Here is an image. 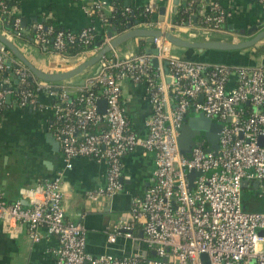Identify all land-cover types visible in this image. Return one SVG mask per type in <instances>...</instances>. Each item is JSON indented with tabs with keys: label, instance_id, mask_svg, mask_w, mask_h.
<instances>
[{
	"label": "built area",
	"instance_id": "obj_1",
	"mask_svg": "<svg viewBox=\"0 0 264 264\" xmlns=\"http://www.w3.org/2000/svg\"><path fill=\"white\" fill-rule=\"evenodd\" d=\"M194 3H199L201 25L191 19L176 25L165 13L159 21L155 8L148 5L144 10L151 19L140 20L132 28L171 31L182 26L196 32H218L231 16L218 2L211 4L214 16L203 13L202 0H187L189 7ZM105 7L108 3L98 0L87 10L90 16L96 13L101 28L107 18ZM35 28L32 42L39 46L47 38L41 23ZM94 30L92 26L82 28L79 37L88 43ZM1 32L17 39L18 34ZM113 36L105 35L96 50L80 54L77 60L93 55ZM146 43V49H156L155 54H122L112 48L98 61L97 71L84 75L81 85L36 78L8 51L0 49V72H12L18 79V105L39 106L40 96L48 98L45 108L54 117L50 128L65 166L77 157L105 163L106 183L87 191L88 199L112 196L122 189L124 155L137 149L153 153L149 185L141 195L131 198L128 217L106 231V242L122 237L142 243L144 250L121 255L86 251L84 225L65 219L64 169L24 189L23 198L29 199L26 205L20 199L8 201L0 189L1 226L13 234L25 225L35 242L56 237L55 264H251L252 259L253 264H264V211H246L242 200L246 188L264 197V60L237 64L186 59L174 53L164 37L155 36ZM62 46L59 33L52 52L60 54ZM27 79L32 84L29 87ZM126 80L145 87L150 112L141 133L131 124L123 105L122 82ZM71 90L78 92L73 98ZM11 92L0 90V107ZM102 99L104 112L99 111ZM198 113L220 124L216 148L209 150L211 143L200 132L190 152L183 155L178 129L190 115ZM190 169L201 172L193 178L191 189L187 178Z\"/></svg>",
	"mask_w": 264,
	"mask_h": 264
},
{
	"label": "crops",
	"instance_id": "obj_2",
	"mask_svg": "<svg viewBox=\"0 0 264 264\" xmlns=\"http://www.w3.org/2000/svg\"><path fill=\"white\" fill-rule=\"evenodd\" d=\"M17 1L18 7L15 11L21 16L24 24L36 18L45 17L55 19L60 25L71 31H79L88 26H92L96 30L101 28L98 18L92 19L87 13V10L98 0ZM104 1L110 3L112 0ZM121 1L124 6L128 7V12L131 8L141 9L149 5L155 8L156 17L159 14V7L164 5L165 16L172 18L173 0ZM183 1L185 0H177L178 9L183 6ZM215 1L228 9L231 16L226 19L222 30L216 32L218 37L205 38L204 40H244L248 36L240 34L238 31H231V28L235 30L247 29L252 24L258 23H263L262 28H264V3H259L258 0ZM110 10L109 6L105 7L106 17ZM128 16L134 18L132 12L128 13ZM140 20L141 17H137L134 24ZM128 28H132V26ZM2 30L0 28V32ZM171 31L174 34L186 32L190 37H180L196 39L191 36L192 33H196V29L193 27L175 26ZM197 33L199 34V31ZM227 35L231 37L228 38ZM140 40L139 38L129 39L116 49L122 54L136 53ZM13 41L26 58L42 70L62 71L75 66L77 58H67L52 51H45L32 40L20 41L16 39ZM2 48L0 44V49ZM186 52L190 53L191 58L197 60L249 64L239 61L238 58L237 61H233L224 52L215 50L199 53L197 50L188 51L181 48L180 51L174 53L183 56ZM90 55L88 53L87 57ZM245 55L248 54L245 53ZM95 69L96 66H92L86 74L95 72ZM8 73L0 72L1 86L14 91L17 89L18 79L12 72ZM84 75L79 74L68 81L77 84ZM8 95L7 99L6 96L4 98L0 112V189L4 193V197L8 201L20 199L26 205L29 199L23 198L24 189L52 178L58 170L64 169L62 203L65 219L71 222L78 221L84 225L86 251L92 254L111 253L116 255L131 251H143L142 243L122 237H118L114 243L106 242V231L113 224L128 217L131 198L141 195L149 185L154 169L153 153L137 149L124 155L120 176L122 189L112 196H102L97 200H90L86 197V192L102 187L106 183L105 163L91 158L77 157L70 162L69 166H65L60 145L50 128L54 117L45 108L49 103L48 98L40 96L39 106L30 104L20 106L15 101L12 92ZM122 100L131 124L141 133L143 120L150 112L144 85L123 81ZM56 246L57 239L54 236H47L35 242L30 237L25 225L17 232L10 234L0 224V264H55L53 251Z\"/></svg>",
	"mask_w": 264,
	"mask_h": 264
},
{
	"label": "water",
	"instance_id": "obj_3",
	"mask_svg": "<svg viewBox=\"0 0 264 264\" xmlns=\"http://www.w3.org/2000/svg\"><path fill=\"white\" fill-rule=\"evenodd\" d=\"M185 1H183V5H185ZM165 6L159 7L158 17L157 19L161 21L163 19L165 13ZM178 11V2L177 0H173V7L171 9L172 17ZM195 19V18H194ZM193 19V20H194ZM24 25V23H22ZM262 24H252L247 29L235 30L231 28V31L240 32V34H244L248 36L247 39L244 40H198L199 34L192 33L191 36H194L196 39H185L172 31L168 30H159V29H146V28H128L125 32L120 33L117 36H113L112 40L108 45L101 47L97 50L93 55L89 56L85 60L79 61L75 60V66L62 70V71H49L42 70L33 64L26 56L20 51L18 46L14 43L13 40L8 38L4 33L0 32V44L2 45L5 51H8L17 61L22 63L36 78L45 81L51 82H60L69 80L79 74H86L87 70L92 66H96L95 71L98 70V61L104 56L108 51L112 48H120V45L124 42L128 41L132 38L145 39L148 43L152 42V38L155 36H160L166 38L173 46L182 48L184 50L192 51L197 50L199 53L206 50H215V51H233V50H242L248 49L255 46L259 41L264 39V28H262ZM112 32H108V36H112ZM146 52L155 54L156 49L150 47L146 49ZM186 59H191L190 53L186 52L182 56ZM5 63H9L7 57L3 58ZM152 62L155 64L156 60L153 58ZM6 76V74H4ZM83 83V79L78 81V85ZM9 95H6V99ZM99 104H102V108H99L100 112H104L105 101L99 100ZM192 127H194L192 129ZM220 124L212 121L210 118L205 117L203 114H192L187 118V122L182 124L178 129V146L181 154L185 155L190 152V149L194 143V138L200 134V132H204L208 141L211 143L210 149L216 148V142L218 137V132L220 130ZM201 174L200 171L195 169H190L187 173L188 178V188H192V180L195 176ZM257 184L255 183V186ZM246 186V181L242 182V187ZM145 248V246H144ZM153 253V252H152ZM202 258H206L205 254L201 255Z\"/></svg>",
	"mask_w": 264,
	"mask_h": 264
},
{
	"label": "trees",
	"instance_id": "obj_4",
	"mask_svg": "<svg viewBox=\"0 0 264 264\" xmlns=\"http://www.w3.org/2000/svg\"><path fill=\"white\" fill-rule=\"evenodd\" d=\"M205 3V8L203 13L209 16H214L215 11L211 10L212 2L215 0H202ZM185 5L178 9L177 13L171 18L173 24L181 25L184 24L188 19H191L193 23L201 25V15L199 13V3H194L190 7L185 0ZM261 3V2H259ZM264 3V2H263ZM108 6L111 8L106 21L103 22V28L95 29L93 31L94 37L88 42L84 43L79 37L80 31H71L64 28L53 18H36L31 20L28 23L22 25L21 16L15 11L18 7L17 0H0V28L3 29L6 33L11 35H17V40L28 41L33 40L36 36V24L41 23L43 29L41 30L46 35V42L40 44L38 47L45 51H53L52 48L53 42L57 34L60 33L61 39L63 40V46L60 48V54L67 58H76L80 54L86 51L96 50L103 40V37L112 32V34H118L126 30L128 27L134 25V20L137 17H141V21H148L151 19V15L141 9H130L129 12L126 10L128 7L124 6L121 0H112L108 3ZM132 12L134 18H130L128 13ZM92 19L97 18L96 13L92 14ZM195 18V19H194ZM16 19H20L19 23L16 24ZM194 19V20H193ZM50 32L48 33V31ZM138 52L146 51V41L141 39L139 43ZM257 50V49H256ZM193 59V58H191ZM8 74H11L10 72ZM1 76V74H0ZM1 80V79H0ZM28 87L31 86V81L27 79ZM6 89L5 86H1L0 90ZM20 88L12 92L15 101H19L18 92ZM18 90V91H17ZM78 94L76 90H71V97H75ZM3 104L0 107V112ZM126 110V108H125ZM256 192V191H255ZM246 188L243 191V208L246 211L258 212L264 211V197H257L256 193ZM244 197H247L246 199ZM150 256V252L148 253Z\"/></svg>",
	"mask_w": 264,
	"mask_h": 264
},
{
	"label": "rangeland",
	"instance_id": "obj_5",
	"mask_svg": "<svg viewBox=\"0 0 264 264\" xmlns=\"http://www.w3.org/2000/svg\"><path fill=\"white\" fill-rule=\"evenodd\" d=\"M176 34H178L179 36L187 37V38L190 37L189 34L186 32H182V33L177 32ZM216 37H218L216 32L199 31L198 40H204L205 38L212 39V38H216ZM227 37L230 38L231 36L227 35ZM180 49L181 48L175 47V46H173V48H172L173 52H178V51H180ZM204 52H206V51H204ZM217 52H224V54L228 55V57H230L231 60H233V61H237L238 59H240L239 61L247 62L249 64H252V63L259 64L261 62V60L262 61L264 60V39L259 41L252 48L242 49V50H233V51H217ZM245 53H247L248 55H245ZM242 196H243V193H242ZM244 198L246 199L247 197H244ZM250 263L253 264L254 260L252 259L250 261Z\"/></svg>",
	"mask_w": 264,
	"mask_h": 264
},
{
	"label": "flooded vegetation",
	"instance_id": "obj_6",
	"mask_svg": "<svg viewBox=\"0 0 264 264\" xmlns=\"http://www.w3.org/2000/svg\"><path fill=\"white\" fill-rule=\"evenodd\" d=\"M194 127H192V129H193Z\"/></svg>",
	"mask_w": 264,
	"mask_h": 264
},
{
	"label": "bare ground",
	"instance_id": "obj_7",
	"mask_svg": "<svg viewBox=\"0 0 264 264\" xmlns=\"http://www.w3.org/2000/svg\"><path fill=\"white\" fill-rule=\"evenodd\" d=\"M213 3V2H212Z\"/></svg>",
	"mask_w": 264,
	"mask_h": 264
}]
</instances>
